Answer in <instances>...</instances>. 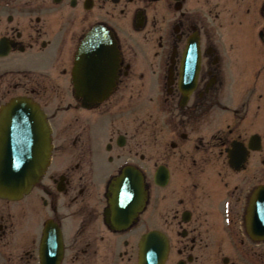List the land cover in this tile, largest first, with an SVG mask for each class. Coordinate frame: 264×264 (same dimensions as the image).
I'll return each mask as SVG.
<instances>
[{
    "label": "flooded vegetation",
    "instance_id": "obj_1",
    "mask_svg": "<svg viewBox=\"0 0 264 264\" xmlns=\"http://www.w3.org/2000/svg\"><path fill=\"white\" fill-rule=\"evenodd\" d=\"M93 29L118 58L91 104L72 73ZM16 95L52 150L0 199V264H138L148 233L161 264H264V0H0V104Z\"/></svg>",
    "mask_w": 264,
    "mask_h": 264
},
{
    "label": "water",
    "instance_id": "obj_2",
    "mask_svg": "<svg viewBox=\"0 0 264 264\" xmlns=\"http://www.w3.org/2000/svg\"><path fill=\"white\" fill-rule=\"evenodd\" d=\"M82 48L84 52L82 59L84 58L85 63H78L75 73L83 79L85 75L87 78L89 76L92 78L91 82L95 84L94 90L90 94H85L84 99L99 100L107 93L109 84L102 79L108 61L100 60L110 59L113 43L106 32L97 31L84 41ZM49 151V128L37 104L26 97H14L2 105L0 197L16 199L26 193L48 164ZM130 175L126 171L119 178L121 186L130 185ZM146 258L147 264H150V257Z\"/></svg>",
    "mask_w": 264,
    "mask_h": 264
}]
</instances>
